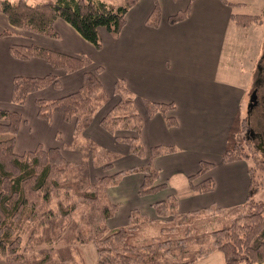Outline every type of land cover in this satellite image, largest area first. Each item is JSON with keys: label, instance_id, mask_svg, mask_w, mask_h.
Instances as JSON below:
<instances>
[{"label": "crops", "instance_id": "0c3cea01", "mask_svg": "<svg viewBox=\"0 0 264 264\" xmlns=\"http://www.w3.org/2000/svg\"><path fill=\"white\" fill-rule=\"evenodd\" d=\"M248 1L250 0L229 1L234 4H244L232 8L222 0L192 2L191 0H158L161 8L160 24L158 27H151L147 22L154 10L155 0H140L127 13L126 24L118 36L105 28L99 29L102 41L100 49L85 40L62 19L57 20L55 25L59 38H51L12 28L8 19L0 14V108L20 111L25 120L17 135L15 152L23 154L40 145L47 150L56 147L62 151V146L69 148L73 140L76 141V117L66 121L62 113L54 112L52 120L47 122L39 117L37 100L40 98L57 100L79 91L83 86L85 72L67 73L39 57L17 59L12 56L11 49L17 45H38L74 57L85 54L92 60L93 69L103 68V72L98 76L107 101H111L110 108L106 112L112 110L119 102V96L114 93L115 86L118 81L124 80L134 98L136 110L143 119L139 140L144 148V156L139 157L130 152L126 143L116 140L101 126V120L106 112H103V109L97 111L81 139L91 140L97 147V152L101 154L103 152L102 155L109 158L100 163L102 167L99 170L103 171V175L112 171L114 173L122 163L119 171L121 174L124 170L127 172L131 170L129 165L136 160L141 164L148 162L159 171L160 178L155 183H165L167 186L156 194L144 196L138 192L141 186H136L132 192L139 194L143 203L140 202L139 206L125 213L121 211L122 207H118L119 210L110 219L111 221L116 222L121 219L124 213V218L128 219L124 226H131L132 211L154 220L153 215H158L155 210L156 203L165 201L170 196L177 201V215L185 217L197 215L206 217L213 211L221 213L226 209L243 205L248 198L252 182L249 165L244 161L224 163L223 156L228 147L235 118L240 116L245 119L241 108L247 103L250 69L249 75L237 71L241 80L239 88L235 87L236 83L231 82V77L225 71L222 73L219 71L226 45V33L231 24L236 26L231 20V15L239 14L237 10L246 7ZM189 5L191 12L186 20L174 25L168 22L171 16L186 10ZM260 26L264 24L251 25L247 28L236 26L242 30L252 31L245 35V39L251 36L255 41L253 44L255 54L249 57L251 63L255 65L258 62L256 51L261 48L264 40V37L263 39L257 37L256 33L259 30L254 31ZM6 30L11 34L2 36ZM19 76L30 78L55 76L61 85L58 87L52 85L30 94L25 107H20L12 102L14 79ZM147 101L173 104L175 110L168 111L166 116L158 113L151 117L146 108ZM168 115H173L177 119L176 126L168 125L166 120ZM29 116L33 117L34 126L29 124ZM57 123L63 127V130L56 127ZM58 133H62L65 139L63 145L57 137ZM22 138H25L23 143ZM155 147L172 148L173 152L151 158V150ZM202 162L214 165L204 177L195 180L201 182L211 178L214 181V190L207 193L193 192L189 183V177L200 170ZM107 165H111L112 169L104 171L103 168ZM183 173L187 179L185 183H181L182 189L179 193L178 185H172V178ZM130 174H122L124 180L136 179L139 185L142 184L141 173ZM118 179L120 183L109 187V190L117 195L125 183H121L123 181L121 178ZM185 184L186 186H183ZM122 194L123 197L118 195L121 200L117 199L120 206L123 200L127 199L123 192ZM155 197L157 199H154ZM137 222L145 224L143 225L145 228L149 225L146 220ZM150 226L155 227L153 224ZM193 264H224V259L223 255L217 253L212 257L201 258Z\"/></svg>", "mask_w": 264, "mask_h": 264}, {"label": "trees", "instance_id": "16d2710c", "mask_svg": "<svg viewBox=\"0 0 264 264\" xmlns=\"http://www.w3.org/2000/svg\"><path fill=\"white\" fill-rule=\"evenodd\" d=\"M138 1L126 0L124 6H116L101 0H56L55 2L36 5L29 4L27 0L14 2L1 0L0 11L7 17L12 26L52 38L59 36L55 29V23L62 19L69 23L85 40L100 49L102 41L99 29L105 28L113 35L118 36L126 24L127 13ZM222 1L232 8L244 5L243 3L234 4L227 0ZM190 12L191 5L186 10L171 16L168 22L171 25L182 22L189 17ZM263 18L264 11L257 16L231 15L232 22L242 28L264 24ZM160 20L161 8L158 0H155L154 10L147 23L151 27H158ZM8 35L10 33L7 31L2 34V36ZM11 54L13 57L22 60L39 57L53 67L70 73L87 69L92 65V60L85 54L74 57L38 45H17L11 49ZM102 71L101 67L97 68L95 72L85 70L83 86L73 94L54 101L38 99L39 117L50 120L54 112L62 113L66 121H71L76 117V134L81 135L93 121L98 109L107 101V96L98 76ZM51 85L58 87L57 78L53 76L42 78L16 77L13 84L12 101L16 104H22L26 102L30 94ZM114 93L119 96V102L102 118L101 126L110 134L115 135L117 140L126 143L132 154L143 157L144 148L139 140L143 128V119L136 110L134 98L124 80L116 83ZM146 108L151 117L158 113L166 116L168 111L173 112L175 110V105L147 101ZM166 120L171 127L177 125V119L173 115H168ZM243 120L240 116L234 120L228 147L223 156L224 163H231L240 160L238 157H242L240 153L236 156L235 154L236 145H238L239 125L241 127L244 125ZM23 121L21 114L0 108V134L8 136V138L0 139V259L5 258L7 264H12L13 261L17 262L21 258L19 254L22 244L21 228L28 218L32 220L37 213V206L31 205L43 201L45 207H48L58 187H61L60 180L64 167L67 165L59 148L46 150L40 145L34 151L25 152L22 155L17 154L15 143ZM121 127L133 135L119 137L116 132ZM170 152H173L172 148L155 147L151 150V158ZM151 166L149 163L147 167L150 168ZM213 167L212 163L202 162L200 170L189 177L190 188L193 192L207 193L214 190L215 184L211 178L195 182L200 177H204ZM110 169H112L111 165L104 167L105 171ZM249 171L250 176L253 175L252 170ZM118 175L96 178L94 184L81 188V191L83 190L81 200L84 202L82 204L87 207L86 211L81 214V220L91 231L98 233L100 228L102 231H106L108 227H106L104 219H111L118 210V205L112 203L105 196L107 188L118 184L115 183ZM158 177L157 171L145 175L139 191L141 196L156 194L167 187L165 183H155ZM251 180L247 200L235 209L238 211L235 224L215 231L210 236L211 240H214L211 249L215 250L216 247L223 254L225 264L241 263L240 253L237 251L241 246L246 248L247 257L253 263H264V201L260 202L254 199L253 194L256 185L253 176H251ZM243 209H247V212L245 213ZM49 210L50 213H53L51 208L47 209V212ZM156 211L160 215L169 214L171 211L177 214L176 199L170 196L165 201L158 202ZM134 212H131V226L134 216H136L134 224L140 220L149 222V218L143 217L139 212ZM129 230L131 231V229ZM109 234L101 241L99 248L102 252L107 250L111 256L107 260L102 259L100 264H152L150 262L153 261V258H149V261H139L143 256L150 254L149 249L153 247L151 244L139 246L136 243H126L127 245H123L131 237L128 229L123 227L112 230ZM114 239L120 242L124 240L123 246L119 247L120 245L115 244L117 241ZM200 259L199 257H191L179 264H193ZM20 262L21 260L17 264ZM173 264L177 263L173 262Z\"/></svg>", "mask_w": 264, "mask_h": 264}, {"label": "rangeland", "instance_id": "374dc122", "mask_svg": "<svg viewBox=\"0 0 264 264\" xmlns=\"http://www.w3.org/2000/svg\"><path fill=\"white\" fill-rule=\"evenodd\" d=\"M10 1L14 2L18 0H10ZM55 1L56 0H27V2L32 5L55 2ZM101 1L116 6H124L126 2V0H101ZM229 1L235 2L236 0H229ZM263 11H264V0H250L248 1L247 6L241 8L240 10H237V13L239 14L241 13L243 15H257V14L261 15ZM0 14L4 15L2 14L1 11ZM262 21L264 23V18ZM11 27L15 29L28 31L31 32L32 34L42 35V34L34 33L24 28H18L12 25ZM260 27L255 28L254 31L259 30L256 33L257 37L263 39L264 26H260ZM6 31L9 32L8 30ZM251 32H252L251 30L250 31L242 30L231 24L230 28H228L227 31L228 34L226 33V45H225V49L223 50L222 65L219 73L225 71L231 77V82L236 83L235 87H238L239 82L241 80H239L237 71H241V72L243 71V74H248L250 69V75L248 74L249 75L248 78L251 76L248 85V89L249 88L250 89L249 91H247V98H246L247 103L243 104L241 108V113L243 117H245V119H248V114L250 111L251 112L253 111V115L249 123L246 122V120L244 119L242 122L244 125L242 127L239 125V134L237 135L238 145H236L238 152L236 151L235 156L239 155L240 153V156L242 157L240 158L238 157V159L240 160L237 161L240 162L244 161L245 163L247 162L249 165V170H252L253 175L251 176L254 177L255 179L254 181L256 185L254 189L253 197L255 200L261 202L264 201V143H263L264 140H261L262 137L264 139V98L262 105H260V107H258L257 109L255 108L257 105L256 103H253L254 106L252 108L251 106L249 107V105L251 101L250 95L252 91L253 90L255 91L256 89V82L258 80V76L260 72L258 65L261 64L262 66H264V62H262L264 57V40L262 42L261 48L256 51V54L258 52V57H257L258 62L256 61L258 64L256 63L255 65V63L254 64L251 63L249 58L254 53L253 44L255 41L254 39L253 40L251 39V36H248L245 39V35ZM57 38H59V36H57ZM258 41L261 42L260 40ZM97 68L93 69V62H92V65L89 68L79 71L85 72V70H88L91 72V69H93V72H95ZM260 77L262 76L260 75L259 78ZM57 81L60 82L58 78ZM261 82L262 81H260V83ZM60 85L61 84H59V86ZM260 94L264 96V90L260 91ZM40 99H45V98H40ZM48 101H54V100H48ZM26 102L17 105L22 107L25 105ZM110 103L111 101L104 102L103 105L98 110L103 109V112H106V110L110 108L109 106ZM10 111H15V110H10ZM110 111L111 110L109 109L105 114H108ZM15 112L21 114V116L23 115L20 111L19 112L15 111ZM24 112L26 113V111ZM51 120L52 118L46 121L50 122ZM28 122L30 125L33 126L35 125L33 117L31 116L28 117ZM56 127H58L59 130H63V127L59 126L58 123L56 124ZM250 132L253 134H251ZM116 133L119 137H123V136H130L131 132L129 133L128 131L124 130L123 127H121L118 129ZM27 135L28 134L26 133V136ZM75 136H76L75 138L76 141L73 140V143L69 148L62 146V151L59 148L60 153L62 154L67 164L64 167V171L60 180L61 187L60 188L58 187L57 191L53 195V198L50 201V204L48 205L47 208L45 207L43 201L35 205L33 204L31 205V206H37V213L35 214V217L32 220L31 218H28L24 222V225L21 228L20 233L22 237V244L19 252L21 258L17 262L13 261L12 264H17L20 260L21 262L19 264H30V263L31 264H100L102 259L107 260L108 257L111 256L108 254L107 250L106 251L103 250V252L100 250L99 247L101 241H103L105 237L109 236L110 235L109 233L112 232V230H116L121 227L128 229L129 235H131V237L129 236L130 237L129 240L125 243L124 240H121L120 242L114 239L115 241L120 242V243L115 242V244L120 245L119 247L133 243H136V245L139 246H144L148 244H151V246H153L151 249H149L150 254L143 256L139 261H147V260L149 261V258H153V261L150 262L152 264H168V263L173 264V262L179 264L182 263V261H185V259L191 257L193 258L199 257L203 259L205 257H212L214 256V254L216 255L217 253L223 255L220 251L216 249V247L215 250L211 249V247L213 246L212 241L214 242V240L213 239L211 240L210 236H212V233L215 231L231 227L235 224V220L238 218V213H237L238 211L235 210L237 207L226 209L221 213L217 211H213V213H209L206 217L203 215H197L193 217H180L177 214H174L172 211L171 213L165 215L163 214L160 215L158 213L157 216L153 215L155 217L154 220H156V222L158 223H156L153 219H149V225H147V228H143L142 226L145 224L141 222H136L137 224H134V222L136 221L135 220L136 216H134L133 225L131 227L124 226L128 220L123 216L125 211L129 212L131 209L139 206L140 202L141 204L143 202L142 200H140L139 194L137 195L135 194V192H132L134 191V188H136V186L139 187L142 184L139 185L140 183L136 182V179L132 181L124 180L125 177H123L122 174L128 175L131 173L130 175H132V174L141 173L143 175L142 178V183H143L145 175L151 172H156V171L159 172V171L154 170L155 168L153 165L150 168H148L147 167L149 164L148 162H146V164L143 163L141 164L139 160H136V162H132L131 165H129L131 170H128V172L124 170L120 174L119 171H120V166L122 164L121 163L119 164L118 169H116L117 172L113 173L112 171L110 173L103 175V171L99 170V168L102 167L100 163L109 160V158L107 156L102 155L103 152L102 154L97 152V147L95 146V144H92L91 140L89 139L82 140L81 137L83 136V132L81 135L75 134ZM113 136L117 140L116 136L115 135ZM57 137L59 138L61 145H63L64 144L63 141L65 139L62 133L61 134L58 133ZM1 138H8V136L5 134H0V139ZM255 138L257 139L260 138V140L257 141V139ZM23 141H25V138L24 139L22 138V143ZM259 142L261 143L260 145L261 150L257 149V145L260 144ZM42 147L46 149L44 146ZM36 148L34 150H36ZM34 150H30V151H34ZM234 162L236 161H233L231 163ZM97 165H98V169H97ZM161 172L164 173V171ZM109 174H113V175H109ZM116 175L118 176L115 183H120V180L118 178H121V180H123L121 181V183L125 182L124 185H122L120 189L121 192L119 191L118 195L123 197L122 194L123 192L126 195L127 199L123 200V204L120 206L117 199L121 200V197L115 194V192L113 194L109 190V188L106 189L105 196H107V198L112 203L118 205L117 207H122L121 211H124V213L121 216L122 218L118 219L116 222L115 220L111 221L110 219L108 220L104 219V222L106 223L105 225L106 227H108L106 231H102V228H100V231L98 233L96 231H91L89 227L86 226L84 221L81 220L82 219L81 214L85 212L87 208L86 205L82 204L84 202L81 200L82 191H83V190L81 191V188L83 186H89L94 184L96 178L102 176L107 177V176H116ZM159 178L160 177H158V179ZM87 179L88 181H86ZM186 179L187 178L184 176V173L174 176L172 178V185L174 186L178 185L177 191L179 193H181L180 191L182 189L181 183L182 182L185 183ZM183 186H186V184ZM154 199H157V197H155ZM157 205L158 203H156L155 205V210ZM50 208L52 209L53 213H50V210L47 212V209ZM121 211L118 213V216L120 215ZM132 212L135 213L134 211ZM244 212L246 213L247 209H245ZM100 220H102V218H100ZM150 224L155 225V227H151ZM129 229H131V231ZM165 230H167V232ZM245 249H246L245 247L241 246L239 250H237L239 251L241 258V263L239 264H264L259 262L253 263L247 257V252ZM0 264H7L6 259L5 258L0 259ZM224 264H225V260H224Z\"/></svg>", "mask_w": 264, "mask_h": 264}, {"label": "flooded vegetation", "instance_id": "af4514ba", "mask_svg": "<svg viewBox=\"0 0 264 264\" xmlns=\"http://www.w3.org/2000/svg\"><path fill=\"white\" fill-rule=\"evenodd\" d=\"M262 62H264V57H263V60H262ZM259 66H261V67H259ZM258 68H259V76L261 75L262 77H260L259 78V76H258V80H257V82H256V89H255V91L253 90L252 91V93H251V97H252V95H253V93H255L256 94V101H255V103L257 104L256 105V109L258 108V107H260V105H262V102H263V98H264V96L263 95H261L260 94V91H263L264 90V82H263V80H264V77H263V75H264V66H262L261 64H259L258 65ZM260 81H262L261 83H260ZM258 91V92H257ZM250 105H251V103H250ZM254 106V104H252V106H251V108ZM250 107V106H249ZM249 111V110H248ZM248 114V113H247ZM252 115H253V111L251 112H249V114H248V119H246V122H250V120H251V117H252ZM259 115V114H258ZM260 117V116H259ZM259 125H260V123H259ZM251 133V132H250ZM251 134H253V133H251ZM262 137V136H261ZM255 139H257V138H255ZM258 140H260V138L259 139H257V141ZM261 140H264L263 139V137H262V139ZM260 143V142H259ZM264 143V142H263ZM260 145H261V143L259 144V145H257V149L258 150H261L260 149Z\"/></svg>", "mask_w": 264, "mask_h": 264}, {"label": "water", "instance_id": "95a60500", "mask_svg": "<svg viewBox=\"0 0 264 264\" xmlns=\"http://www.w3.org/2000/svg\"><path fill=\"white\" fill-rule=\"evenodd\" d=\"M256 99H257V98H256V94L253 93V95H252V97H251V101H250L251 105H249V106H252V104L255 103Z\"/></svg>", "mask_w": 264, "mask_h": 264}]
</instances>
